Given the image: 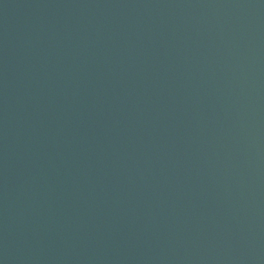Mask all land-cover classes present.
<instances>
[{
  "label": "water",
  "instance_id": "1",
  "mask_svg": "<svg viewBox=\"0 0 264 264\" xmlns=\"http://www.w3.org/2000/svg\"><path fill=\"white\" fill-rule=\"evenodd\" d=\"M0 264H264V0H0Z\"/></svg>",
  "mask_w": 264,
  "mask_h": 264
}]
</instances>
